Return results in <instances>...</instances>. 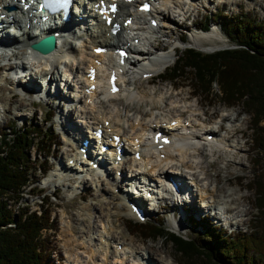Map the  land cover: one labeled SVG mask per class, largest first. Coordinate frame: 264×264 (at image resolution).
Here are the masks:
<instances>
[{
    "label": "bare ground",
    "instance_id": "bare-ground-1",
    "mask_svg": "<svg viewBox=\"0 0 264 264\" xmlns=\"http://www.w3.org/2000/svg\"><path fill=\"white\" fill-rule=\"evenodd\" d=\"M158 2V6L157 7H153L154 13L152 16L156 17L158 19V21H171L174 22V17L171 16V13H175L177 11H179L181 13V19H183L184 15L188 14L189 12H192L193 9H195V5H197L196 3H201V5H203L204 3H208L209 0H190L189 4H182L181 1L183 0H156ZM219 2V0H217ZM225 3L228 2H238V4L240 3V1H236V0H225ZM264 0H249V4L254 6H258L261 8V5L263 4ZM194 3V4H193ZM224 3V4H225ZM193 5V7H192ZM201 7H204L201 6ZM206 8V7H205ZM17 9V8H16ZM15 9V10H16ZM15 12V11H13ZM130 12V9L127 5L124 4H120L119 5V13L116 15V18L122 17L121 19V23L122 21L124 22L125 19L127 17L132 16V22L131 25H141L142 26V30L141 31H145V32H153L152 29H150V27H147L144 23L145 20H143V16L142 14H138L135 13V11L133 13ZM170 13V14H169ZM3 14L2 12H0V15ZM76 16L71 14V19H74ZM152 18V17H150ZM81 22H84L83 17L80 18ZM56 22L59 23L60 22V17L58 16L56 19ZM8 21H6L5 19L0 20V24L1 25H8ZM67 25L66 23L62 24V27H59L57 30H49V32L55 33V32H60L59 30H61V28H65ZM96 27L95 29H91L89 27H87L82 34H74V32H69L67 33V36H69L70 40L68 39H64L62 41V48H57L54 47V50L52 53H49L47 55L42 56L41 59L39 60H33L36 65H34V75L37 77L39 76L41 79V82L44 81V79L47 78V80L42 83V85L44 84V89L47 87L46 90V95L51 96V94L48 92V90L50 89H54V97H59L61 99V103H56L55 104H51L48 101H46L47 106L51 107V108H59V107H64L65 110L59 111L60 116L62 117V125H61V129L63 131V134H66V136L70 139H68V142L66 143L68 145V148L70 146H72V141H73V147H74V152L70 153L69 155H66V153L68 152V150L63 153L66 159V163L68 162L69 158H73L76 159V157H78V148L80 147L78 145V140L77 138L74 140V137L71 136V134H75V135H82L84 134L83 132L86 130L87 126L91 125L93 126V128L90 127V131L94 132L95 128L98 124H104V122H108L110 124L109 128L112 131V134L115 135H119L121 137L122 142L127 145L126 149L128 151H131V149L129 148L128 145H130V141H132V139H137L139 140L141 143L140 145V149L137 150L140 154L139 156V160L138 161H133V159L131 158L130 154L128 153V155L124 156V160L120 163V164H114L112 165L111 169L113 171V173H115L117 170H119V172H122L123 174V179H127L126 176V168L129 169V166L132 165V167H134V169L132 168V172H134L135 174L132 175L133 180H135V178H137L136 176L141 173V179L144 180H148L151 182L153 188H157L159 185V178L161 177L163 179V181L160 182V186L162 187H167V181H175L176 183H178L179 185H181L182 187H185L187 184L184 182V179H187L188 183L191 185L190 187H192L194 189V193L196 195H198L199 197V202H201V207L203 208V210H205L208 214H211V212H214V214H212V216L216 219L217 222L218 218H220V215H222V217L226 216L228 219H230L231 221H229L230 224H233L232 221H236V217L237 216H247L248 212L247 209H245V207L241 204L244 196L243 195H239L238 194V190H224L225 185H222V187L218 190H216L215 192H212L211 189L209 188V185H203V183L205 182V180H207L206 177H204L205 180L201 179V175L198 176L195 172V170H197L198 168L204 169L201 166V163H197L196 168H195V164L196 162H192L190 161L191 158H195L196 155L199 156L201 153L203 154V147H211V152H215L213 154L218 153V157L219 154H226L224 151L226 150H218V144L219 146L221 145V141H225L230 143L231 140H233L232 142L234 143L237 139L238 136L241 139L242 137V131L240 129V127H233L234 125H228L226 127H230L228 129H225L224 133L226 134L225 137H221L220 139L217 137H212L211 141H207L206 137H207V133L204 131L201 133V130L208 128L209 125H205V124H200V121H205V122H209L208 119L210 118V116L202 110V108H200L199 104L196 103L195 107L198 108L199 110L198 113H196L193 117H189L186 119H180L182 115L184 114H174V116H171L168 120H165V123L168 124L170 121L174 120L176 121L177 125H182L181 129L182 131H188L189 134L188 135H181L180 137H178V135L173 132L172 136L176 137V140L173 141L172 143L168 144L166 147L163 148L162 152H159L157 155L153 152L152 150V146L149 144V142L146 140V135L147 133L151 134L152 132L155 133L157 131H159V129H155L156 127H158L162 122H164L163 119L157 120L155 119L153 122L151 120H149L148 122L144 123L142 122V120L140 119V115H136L139 119H137V117H133L130 118L128 116L129 112H131V110H133V106H132V102L129 101L132 98H135L136 94H131L128 91V88H130L131 86H133L132 84V80L133 77H129L128 84H125L124 81V77L121 78V85H122V89L120 90V92L116 95H108L106 92V89L103 85V79H102V69H99L98 71V75L96 78V86L97 88L100 90V93L98 95H90L87 100L86 98H83L81 95L78 96V102L77 103H72L68 100L69 95H67V93L64 94V92H60V88L62 87H57V89L55 88L56 86V82H57V77L58 74L55 71V69L53 68L55 65L58 66V64H62V66L64 67L63 69L65 70H70L72 71V68L75 67V71H74V75H75V80H72L70 82H68V86H67V91L71 90V88L74 86L73 84L76 85V83L79 82L80 83H86V80L84 79V73L85 70L88 68V65L90 63V58L93 55L91 53V49L94 47L96 48L98 47H107L108 50L116 49L118 47V45H125L126 42H132L135 38L138 39L137 45L141 44L142 46V42L145 41V43L147 45L154 43L155 41H151L150 37L149 39L143 37L141 34L137 33V31H133L130 30V32H133V35L128 39V41H122L120 39V36H116L114 38H109L106 37V34L108 32V29H106L105 27H103V24L98 22L96 20ZM164 25L159 24L157 28H155L156 30L163 27ZM5 27V26H4ZM20 27V26H19ZM23 31V33H25V29L24 27H20ZM4 30V28L1 29V31ZM155 30V31H156ZM78 33V32H76ZM22 34H17L16 36H10L7 37L11 44H17L20 45L21 43L19 38H21ZM24 36L26 38L23 39V42H28L31 37H29V35L26 33L24 34ZM81 38H85L86 40H84L85 43H82V46L84 49L82 53L77 52L75 45H71V43L73 41H77ZM179 40V38H178ZM88 47V50H87ZM167 45L164 42H156V44L154 45V50L155 52L157 50L160 51H165ZM66 51V52H65ZM132 53H137V55L142 56L143 53V57H141L143 60L142 61H137L136 59L133 60V62L131 63L128 73L129 75H132V72H134L133 68H135L138 64H140V67L135 68L137 70V72H139V76L144 74V73H148L151 72L152 70L150 68H154V66H157L158 68H161L163 66L167 65V57L165 56H160L157 58H152L150 57V51L146 48V49H141V47H135L133 48ZM25 52V48L22 46L19 49H16L14 51H10V52H6V53H0V54H11L9 60L7 59L8 62H10L11 60H13L12 56H15L14 59L15 60H20L21 57H19L20 55L24 54ZM166 52V51H165ZM2 57V56H1ZM0 57V58H1ZM70 57V58H68ZM50 59V60H47ZM70 59V60H69ZM100 60H105L108 63L112 62L111 56L110 54L107 55H103V56H98V61ZM147 60V61H146ZM141 62V63H139ZM143 62H145L143 64ZM157 63V64H156ZM136 65V66H135ZM154 65V66H153ZM32 66V65H31ZM21 67L23 72H27L28 68H26V64L25 63H21ZM133 67V68H132ZM149 68V69H148ZM3 69V71H2ZM13 70V64H10V66H3L1 68V75H0V79L3 80V76L5 75H9L11 73V71ZM69 76L71 74H68ZM36 77L30 78L29 80L26 82V85L22 88V90L25 91H32L35 89L36 87V83L34 82L36 80ZM131 78V79H130ZM16 80V83H18L19 86V81ZM150 81V80H148ZM147 81V82H148ZM152 81V80H151ZM150 81V82H151ZM21 82V81H20ZM136 82V81H135ZM15 83V84H16ZM149 83V82H148ZM55 84V86H54ZM87 85V84H86ZM86 85L84 88H86ZM141 85V84H140ZM16 86V85H15ZM17 87V86H16ZM3 87H1L2 89ZM41 88V86H40ZM19 90V89H18ZM72 92V90H71ZM25 95H22L24 97L27 96H31L32 94L35 93H29L26 92L24 93ZM79 94H81V91H79ZM145 94V93H144ZM192 94H194L192 92ZM18 95L17 93L14 92V88H12L11 92L6 95L3 99L0 97V101L1 100H7V105H10V103L15 99V96ZM188 95V94H187ZM102 97L103 101L106 102L107 105L112 106V109H107L106 106H103L104 102H97L98 105L95 104V99H97V97ZM146 96V95H144ZM121 97L124 98V109L126 112L122 113L119 109H117L115 107V101L116 99H119ZM176 99L174 100V104L176 105V103H180L181 99L180 97H175ZM188 96L184 99H182V101H187ZM89 101H92L91 104H88ZM87 102V103H86ZM54 103V102H53ZM2 104V103H1ZM21 104H24L23 102H21ZM4 104H2V108L4 110V112H8V107L6 104L3 106ZM65 105H71L72 107L66 109ZM30 106H36L35 101L30 103ZM0 109V112H1ZM129 109H131L129 111ZM66 111V112H65ZM71 112H74L77 116V119H79V122H75L72 121L71 119ZM45 113V112H44ZM128 113V114H127ZM177 113V112H176ZM219 113V112H218ZM73 114V113H72ZM74 114V115H75ZM217 115V113H216ZM142 116V115H141ZM209 116V117H208ZM213 116V115H212ZM211 116V117H212ZM238 117V115L236 116ZM183 118V117H182ZM166 119V118H165ZM212 119V118H210ZM218 120V118H216ZM219 120L222 122H235L236 118L235 117H230V115L227 114H222L219 117ZM184 122H187L186 124H188V127H184ZM197 122V123H196ZM137 123V126H135ZM127 125L128 129L126 131H122L121 129ZM154 127V129H152ZM222 131V132H223ZM213 134V133H212ZM201 140L203 141V143H198L196 140ZM73 139V140H71ZM195 140V141H193ZM235 140V141H234ZM197 142V143H196ZM196 143V144H195ZM232 143V144H233ZM237 143V142H236ZM235 143V145H236ZM177 144V145H176ZM230 143L229 146L227 147H232V145ZM202 145V146H199ZM204 145V146H203ZM232 145V146H231ZM222 146V145H221ZM225 146V144H224ZM196 151L197 154H196ZM163 154L164 157L163 159L161 158H157L159 154ZM229 154V153H228ZM60 162L57 163V167H55L54 172L49 171V175H45L43 178L45 180V186H48V184H52L54 181H63L62 186H69L65 185L67 183H75L78 184L79 186H81L83 188V186L86 184V182H88L87 177H82V179L78 178V173H75L74 168L69 167L63 163H61V159H59ZM219 160L216 159L214 161H212V165L214 166V163H217ZM227 164L226 169L230 168V163ZM187 165V166H186ZM194 165V168H193ZM211 165V166H212ZM209 167V166H208ZM186 168V169H185ZM189 168V170L187 169ZM214 168V167H213ZM173 171H171V170ZM83 171H85V176L89 177V181H90V185H92L93 183V187L95 189V191H102V196L104 197L105 194L109 195L106 198V201L101 202V207H100V213L101 215H98V217L96 218H100V225L98 226L97 230H94L92 233H90L89 235H87L85 232L88 229H93V225L96 222V219H94L93 224L88 227H85V224H81L78 228V230H80L79 232L84 233L86 236L83 237H76L74 234L76 233L75 229L73 228V224H67L64 226V233L66 234V236H68L65 240H64V247L67 249V252L65 253L66 258H67V264H111V260L113 262V264H132L134 262L137 263V261H139L140 259L145 260V261H149L150 264H155L156 262L153 260V255H152V251H155L156 253H161V248H158L154 245H147L145 247H143L142 249H144L146 252L141 251L139 252L137 250L136 245L130 243V242H124L123 240H121L122 238L117 237L120 236L118 231H116V223H115V217H131L130 211L129 209L126 207L125 203H124V199L127 198V196L123 195V191L121 190V186L120 184L117 185L116 181L111 179L110 183L109 182V178H108V172L105 173V178L104 175H96L92 172H90V170L88 169V167L81 169ZM218 170V169H217ZM169 171H171V173H169ZM209 171V169H208ZM56 172V173H55ZM229 172V171H228ZM54 173V174H52ZM174 173V175H169ZM177 173H179L177 175ZM216 173V172H215ZM230 173V172H229ZM206 175V174H205ZM111 176V175H110ZM218 178V175H215ZM156 178V182L154 183V179ZM211 178V177H210ZM215 180V179H214ZM226 183L229 186L230 184H234V179H232L231 176H226L225 177ZM236 182H238L237 178L235 179ZM58 182L57 186H60ZM67 182V183H65ZM203 182V183H202ZM218 184L220 185V181H218ZM235 182V184H236ZM72 189L77 190V185L76 186H71ZM114 188H117V191L113 193ZM168 189V187H167ZM217 189V188H216ZM166 190V189H165ZM56 190H54L55 192ZM56 193V192H55ZM88 194V192H86ZM214 193H216L217 195H215ZM81 194V193H80ZM167 194V199L165 200H161V201H165L168 202L170 207H174L176 208L177 206H179V202H177V197H175L173 194H171L169 191H166ZM83 195V193H82ZM191 195L193 197V194L191 192ZM86 197V195H85ZM167 204V205H168ZM204 204H205V208H204ZM167 205H163L162 206H158L159 209H168ZM88 207V206H87ZM244 207V208H242ZM217 209L221 210V212H219ZM87 210V209H85ZM189 210L191 211L192 214H197V210L198 207H196L194 205V201L192 203V205L190 206ZM91 211V210H90ZM103 215V216H102ZM186 215V214H185ZM89 215L87 214V217ZM211 216V217H212ZM182 217V216H181ZM185 217V216H184ZM88 218L92 219L91 216H89ZM95 218V217H94ZM190 219V218H189ZM214 219V220H215ZM93 220V219H92ZM243 221V220H241ZM117 222V221H116ZM240 223V220H237L236 222H234V224L238 225ZM196 224V223H195ZM194 224V225H195ZM208 223H206L207 225ZM88 226V225H87ZM100 228V229H99ZM216 228V227H214ZM202 229H204L202 227ZM201 229V231H202ZM119 230V229H118ZM203 232V231H202ZM204 233V232H203ZM220 233V232H219ZM115 234V235H114ZM205 234V233H204ZM203 234H201L202 236ZM116 246H119L121 248V250H117ZM165 253V252H164ZM162 254V253H161ZM165 260L164 262L166 264H171L174 263V259L172 258L171 255H166L165 256ZM132 258V259H131ZM131 259V260H130ZM169 259V260H168ZM161 261V263H164ZM147 264H149L148 262H146ZM145 263V264H146ZM139 264V263H138Z\"/></svg>",
    "mask_w": 264,
    "mask_h": 264
},
{
    "label": "rangeland",
    "instance_id": "rangeland-1",
    "mask_svg": "<svg viewBox=\"0 0 264 264\" xmlns=\"http://www.w3.org/2000/svg\"><path fill=\"white\" fill-rule=\"evenodd\" d=\"M236 1H240V3L239 4L238 2L232 3L231 1L228 3H225L226 1H224L222 3L217 4V0H209L208 3L206 2L203 4L204 7H206L205 9L204 7H200V6H203L201 5V3L197 2L196 3L197 5H195V9H193L192 12H189L188 19L183 21L184 23L183 26L179 24L178 22L177 24L175 21L174 22L166 21V20H163L162 22L158 21L159 24H162L164 26L157 29L154 32H151L150 34H147V35L144 34L148 39L150 37L151 41L152 40L153 41L156 40V41L152 43V45L151 44L147 45L144 41L142 42V46H139V47H141V49L143 50L147 48L151 52L150 53L151 59L152 58L158 59V57L160 56L167 57L168 59L166 62H168L170 66L174 64V61L176 60L177 56L184 49L183 48L184 46H180V44L177 42L178 38L179 39L181 38L180 40H183L185 44L189 43L187 45L193 47L198 52L203 53V54H208V55L213 54L219 50L233 48L235 47L233 41H230L226 37H223V35L220 33L219 26L214 25V23H217L216 17L214 18V16L219 15V14L223 15L224 17L238 15L239 17H246V18H251L252 20H255V21L264 22V1H263V4L261 5V8L258 6L253 7L252 5L249 4V0H236ZM178 21H180V19H178ZM205 22L206 23L209 22L210 24L208 30L206 32L198 31L197 28L200 29L202 25L205 27ZM145 25H147L146 20H145ZM211 31L219 32V33L218 35H216V34H213ZM84 40L86 39L84 38L83 40L79 39L77 41H73L71 45L74 46L76 44L75 48L77 52L82 53L84 50L82 49V43ZM156 42L157 43L164 42L167 45V47L165 48L166 52L160 51V50H157L155 52L153 47L156 44ZM200 46H203V49H200L199 48ZM143 56L144 55L142 53V56L138 55L137 57L138 59H140ZM142 60L143 59L141 58V60H138V61H142ZM144 63L145 62H143V64ZM136 67H137V70H138V67L141 68L140 64H138ZM156 67L157 66H154V68ZM135 68L133 69L136 70ZM150 69L153 70V68H150ZM167 71L169 70H166L163 72L165 73ZM183 76L184 74H182V76L179 79L174 80L172 82L161 81L158 77L157 79H153L151 82L148 80L144 82L145 80L144 81L142 80V84L140 85V82L136 81L137 79H139V72L134 73L131 76L133 77L132 84L133 86L138 85V90L136 92L135 98H132L129 100L132 102L131 104L133 106L132 108L133 110L129 109V111L131 110V112L127 114L130 118L137 117L136 115H140V119L144 123L148 122L149 120L153 122L155 119L168 120L171 116H174V114H178V113H180L181 115L184 114L181 116V119H186L189 117H193L196 113H198L197 110L199 109L195 107V104L198 103L200 108H202V110L205 111L210 116V118H212V119L210 118L208 119L210 123L204 121V124L205 125L208 124L209 127L206 128V130L205 129L201 130V133L205 131L207 133V136H212V137L214 136L219 139L223 136L225 137L226 135L224 133L225 130L223 126H220V130L215 131L217 128L219 117L222 115L224 111H226L227 115H230V117L232 118L235 117L236 118L235 122H232V123L224 122L223 125L225 126L234 125L233 127H240L242 131L241 132L242 137L240 139L238 136V139L236 141L234 140L235 141L234 143L232 142L233 140H231L230 143L231 144L233 143L232 144L233 146L231 145L232 146L231 148L227 147L230 145V143L225 142V141H221L222 146L221 145L219 146L218 144L219 150L220 151L226 150L224 151L226 154H219V157H218V153L213 154L215 152L214 151L211 152V147L209 149V147H205L203 145L204 146L202 148L203 154L201 153L199 156L196 155V157L191 158L190 161L196 162L195 168H196L197 163L203 162L201 163V166L204 169L198 168L197 170H195L196 171L195 173L198 176L201 175L200 177L203 180H205L204 177L207 178V180H205V182L204 183L202 182V183L203 185H209V188L211 189L212 192H215L216 190L220 189L222 185H225L224 190L226 191L229 189L238 190V194L244 196L241 204L245 207V209H247L248 215L247 216H237L235 220L236 221L240 220V223L236 225L234 224V222L236 221L234 222L232 221L233 224L227 227L223 224V220H220L219 222H217L216 219L212 215L207 214L206 216H203L202 213L205 214V212L204 211L201 212L200 208L202 207L198 204L199 197H197L196 201L194 202V205L198 207V210L196 212L197 214H192L188 208H185V207H188V205L180 204L179 206L174 208V207H170L168 202H161V203L159 202L158 205L162 207L163 205L168 204L167 205L168 209L160 208V209H157V211L150 213L148 215L149 218L147 222L158 223L164 230L168 232H173L174 234L178 236H182V237H186V236L193 237L197 235L196 230L185 231L189 227V222L187 221L183 222L184 223L183 227L185 228L183 229V233H178V232L173 231V229H171L173 228L172 226L175 223H177L176 221L180 222L181 218H185L186 216L188 217V219L190 218L195 221L201 220V219L205 220L203 223H208V225H211L212 227L210 226V228H214V226H216L217 228L220 227L222 229L220 232L224 233L225 235L232 236L235 233H239L242 231L246 232L250 229V225L253 221V217H256L257 215V212L252 205L253 203L252 192L246 189L247 184L251 182V180L257 174V171L254 167V164H255L254 161L258 159L254 151L251 149V145H250L251 135L248 132L250 129L249 118L244 113V110L241 109V107L239 106L235 107L234 105L230 107V106H226L220 103V100L218 98L219 91L217 90L215 85H213V89H211L210 95L195 93L192 89L191 82L188 79V75L185 76V79H183ZM18 81L20 85V80ZM37 82L41 84V80ZM15 85L18 87V83H16ZM1 87L3 88L1 89ZM12 88H13L12 84H7V83L2 84L0 86V97L3 99L6 95H8L11 92ZM192 92L194 94H192ZM18 93L19 94L15 96V99L10 103V105H7L8 104L7 100L0 101V109L2 108V104L4 105L6 104L7 106H9L7 108L8 109L7 113L4 112L3 109H1V112H0V139L1 137H4L5 134H10L11 132H17L18 130L22 132V129L24 127H29L31 124H34L37 126L40 125L41 127L42 126L41 119H42L43 113L45 112L44 116H46L48 113L51 112V120L49 124V129H50L51 134L53 135L52 139L50 140V142L53 143V146L50 145L49 152H51L52 157H50L48 161L45 160L46 163L42 165L44 169L45 168L48 169L46 174L49 175L50 174L49 171L54 172L55 167H57L56 164L57 162H59V158L61 159V163L65 165L67 164L63 153L67 151L66 147H68V145L66 143L68 142V139L70 138H68L66 134H63V131L61 129L62 120L56 119L54 117L56 113H59V111H62L65 109L62 106L59 108L57 107L51 108L49 106L46 107L47 105L46 102L38 106H34V107L30 106V103L34 101L32 100L33 96L24 97L22 95H25V94H21L20 91H18ZM187 96H188L187 101H182V99L186 98ZM175 97H178V98L180 97L181 99L180 100L181 102L176 103V105L173 103L174 100L176 99ZM124 98L121 99L120 97L119 99H116L115 101L116 102L115 107L119 109L122 113L126 112L124 109V106H125ZM100 99L102 100L101 103L104 102L101 96L97 97L96 100L98 101ZM21 102H23L24 104H21ZM53 102H51V104L57 105L56 102L54 103ZM103 106H106V108L108 107L107 109H112V106L107 105L106 102L103 103ZM42 107H46V108H42ZM74 114H75L74 112H71L72 121L79 122L80 120L77 119L76 114L75 115ZM237 115L238 117H236ZM216 118H218V120ZM10 123H12V128H10V125H9ZM47 126L48 124H46V127ZM135 126H137V123ZM125 128L128 129V126L127 125L124 126L121 130L126 131L127 129ZM228 128L230 127H226V129ZM196 141L198 143H203V141L201 140H196ZM199 146H202V145H199ZM1 150L2 148L0 146V151ZM197 152L198 151H196V154ZM25 153L27 157L29 158V161L30 162L33 161V163L35 164V166L32 164V167H34L33 170L35 171L29 172L33 174L32 182H35L37 178L39 177L37 176V173H39V171L37 170L39 167L38 165L41 162H43L44 159L41 157L36 158L35 155L33 154V150H28V152H25ZM218 158H219L218 162L214 163V166H213L212 161ZM228 162H231L230 168L226 169L227 164H229ZM193 168H194V165H193ZM187 169L189 170V168ZM171 171H169V173ZM108 175L110 177L109 178V182H110L112 179L111 177L112 175L111 173H109ZM215 175H218V178ZM226 176H231L235 182H236L235 179L237 178L238 182H236V184L234 182V184L232 185L230 184L228 186L225 180ZM217 180L221 182L220 185L218 184ZM184 181H187V179H184ZM44 182L45 180L40 179L34 185L36 188L34 189L33 194L32 193L29 194L26 192V195H23V200H22L23 205L17 206L16 204V206H13V203H12V205L10 206L9 200L5 199V201L7 202L6 203L5 201H3V204L6 205L5 209L9 210L13 214L14 217H16L15 215L17 214V212L24 211V209H27V208H29L30 211H37L39 209L38 208L39 199H36L35 197H32V196L38 194L36 192L37 190H40L42 188ZM58 182L59 181H54L51 185H48L47 187L43 188L40 191L43 194V196L46 197L44 203L41 204L42 206L41 208H44V210L48 212L49 218L52 220V223H53L52 225L55 228L54 232L49 231L51 235V238L49 237L50 238V248H51V251L53 250V252L50 254V259L52 260L53 264H64V263L67 264L68 261L65 255V253L67 252V249L64 247V240L68 236H66V234L64 233V229H65L64 226L70 223L73 224V228L76 231L74 235L77 238L81 236L85 237L86 235L84 233L79 232L80 231L78 230L79 226L81 224L82 225L85 224L84 226L89 228V226L93 224L94 219H96V222L93 225L94 228L89 229V231L87 229L85 233L89 235L94 230H97L98 226L100 225V221H98L100 220V218H96V217H98V215H101L100 213L101 202L102 200L106 201V198L109 195L105 194L103 197L102 191H92L93 183L92 185H90L89 184L90 181L86 182L83 188L79 186L78 184L67 183V182H65L67 183L65 185L69 184V186H62L63 181L59 182L60 186H57ZM110 183H113V182H110ZM76 185H77V190H74L71 188V186L74 187ZM54 190H56L55 191L56 193L54 192ZM77 192H80L81 194L79 196L74 195ZM86 192H88V194ZM214 194L217 195L216 193ZM152 205H155V204H152ZM211 213L214 214V212H211ZM87 214L91 216L93 220L88 218L89 216L87 217ZM114 219H115L116 228H117L116 231H118L120 235L117 237L122 238L121 240H123L124 242H130L136 245L137 250L139 252L141 251L146 252L142 248L147 245H154L158 248H161L162 254L156 253L155 251L151 252L154 257L153 260L156 262L155 264H166L164 262L166 255L168 256L171 255L172 258L174 259V263L184 264V263L179 262V258H178L179 255L173 252V247L170 242L163 241V239L146 241L140 238L138 235L130 236L129 234L130 232L128 230L129 229L131 230L132 225L136 224L135 222H133L132 218L123 216V217H117V218L115 217ZM177 224L179 225V223ZM200 232L201 234H203L202 231ZM42 233L45 235H48V231L47 232L43 231ZM248 254L251 255L250 253ZM161 261L164 263H161ZM146 262L150 264L149 261H145L142 259L137 261V263L134 262L132 264H138V263L145 264ZM111 264H113L112 260H111Z\"/></svg>",
    "mask_w": 264,
    "mask_h": 264
},
{
    "label": "trees",
    "instance_id": "trees-1",
    "mask_svg": "<svg viewBox=\"0 0 264 264\" xmlns=\"http://www.w3.org/2000/svg\"><path fill=\"white\" fill-rule=\"evenodd\" d=\"M215 17L235 47L209 55L184 50L160 80L172 82L182 74L183 79L188 75L193 91L205 95H210L215 85L220 103L239 106L248 115L250 145L258 159L254 161L257 174L246 189L252 192L257 215L248 231L232 236L202 223L205 234L193 237L173 235L153 222L134 224L128 231L130 236L138 235L146 241L170 242L184 264H264V22L238 15ZM41 123V127L31 124L22 132H11L0 139V264H53L49 231L55 228L48 212L44 208L29 212L27 208L14 217L3 204L5 199L18 204L24 188L32 184L29 172L35 170L25 152L33 149L36 158L50 153L53 135L49 118ZM45 163H40L37 170L43 172ZM37 193L44 203L45 198L40 191Z\"/></svg>",
    "mask_w": 264,
    "mask_h": 264
},
{
    "label": "water",
    "instance_id": "water-1",
    "mask_svg": "<svg viewBox=\"0 0 264 264\" xmlns=\"http://www.w3.org/2000/svg\"><path fill=\"white\" fill-rule=\"evenodd\" d=\"M54 42L52 40V36L49 35L45 39L41 40L39 43H35L31 45V50L34 53H37L39 56H44L49 53H52L54 50Z\"/></svg>",
    "mask_w": 264,
    "mask_h": 264
},
{
    "label": "built area",
    "instance_id": "built-area-1",
    "mask_svg": "<svg viewBox=\"0 0 264 264\" xmlns=\"http://www.w3.org/2000/svg\"><path fill=\"white\" fill-rule=\"evenodd\" d=\"M9 200V199H8ZM9 205L11 206L12 205V201L11 200H9Z\"/></svg>",
    "mask_w": 264,
    "mask_h": 264
}]
</instances>
